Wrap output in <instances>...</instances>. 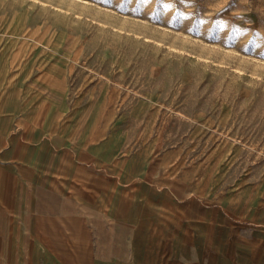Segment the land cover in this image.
Returning a JSON list of instances; mask_svg holds the SVG:
<instances>
[{
    "label": "rangeland",
    "instance_id": "374dc122",
    "mask_svg": "<svg viewBox=\"0 0 264 264\" xmlns=\"http://www.w3.org/2000/svg\"><path fill=\"white\" fill-rule=\"evenodd\" d=\"M16 73L176 148L227 204L215 230L257 232L264 263V0H0V83ZM215 259L244 264L233 248Z\"/></svg>",
    "mask_w": 264,
    "mask_h": 264
},
{
    "label": "crops",
    "instance_id": "0c3cea01",
    "mask_svg": "<svg viewBox=\"0 0 264 264\" xmlns=\"http://www.w3.org/2000/svg\"><path fill=\"white\" fill-rule=\"evenodd\" d=\"M16 74L0 83V264H217L232 248L264 264L257 232L215 230L227 204L191 181L176 148L115 107L67 102L62 80Z\"/></svg>",
    "mask_w": 264,
    "mask_h": 264
}]
</instances>
